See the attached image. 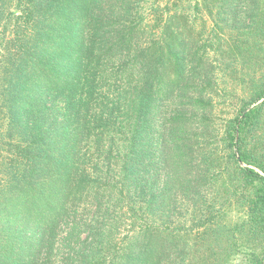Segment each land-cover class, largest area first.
Listing matches in <instances>:
<instances>
[{
  "label": "trees",
  "instance_id": "obj_1",
  "mask_svg": "<svg viewBox=\"0 0 264 264\" xmlns=\"http://www.w3.org/2000/svg\"><path fill=\"white\" fill-rule=\"evenodd\" d=\"M156 2L0 0V264H179L220 231L219 185L264 264V70L217 115L223 45ZM235 2L207 6L264 68V0Z\"/></svg>",
  "mask_w": 264,
  "mask_h": 264
},
{
  "label": "rangeland",
  "instance_id": "obj_2",
  "mask_svg": "<svg viewBox=\"0 0 264 264\" xmlns=\"http://www.w3.org/2000/svg\"><path fill=\"white\" fill-rule=\"evenodd\" d=\"M220 2L221 0H157L156 3L158 5H179L177 7L179 12L183 11L190 14V18L193 20L195 26L193 35V39L195 40L194 50L198 46L197 37L201 35V32V40L205 42L207 46L212 45L213 49H215V47L220 49L221 44L223 45L221 48L222 52H210L213 53V57L216 58L212 60L213 67H211V69L213 72L210 73L214 74V78L210 79L212 87L215 88L213 92L214 100L217 104V109L215 111L217 115L226 118L236 113L239 105L242 103V99L247 96L244 89L247 83L253 78L256 79L257 75L260 71H263L264 68H260V55L258 56L257 62L255 57H250V55L249 58L244 61L241 60L240 55L238 57L236 45H238L239 41H243L246 35L238 28H230L227 30L225 28L226 25L222 22L224 17L223 14L218 16L214 9L207 6L220 5ZM171 7L173 9V6ZM241 9L242 5H239L237 11L241 12ZM9 10L14 11V5H11ZM236 17L238 19L239 16ZM217 21L219 24L214 27L212 22L214 23ZM235 23L239 25V21L236 20ZM221 26L223 30L220 31ZM248 37L249 40H251V38L256 39L253 33L248 34ZM241 55L242 57H246L248 53L245 54L242 51ZM227 169L230 170L231 166ZM215 187L219 188L221 186ZM216 188L208 186L210 193L207 195L206 200L209 204L213 203L214 206L221 207L219 209L220 211H218V217L216 218L217 221H220V231H216L213 234H211V232L207 233L206 236H208V238L205 239V241H199L197 238V240L194 239L190 241L189 245L184 248L182 257L177 258V263L246 264L250 251L255 248L256 240L253 235H250L248 229L244 227L242 222L244 210L242 209L240 198L232 196L230 201L224 199L221 191L218 194V189ZM224 200H228L229 202H225L224 204ZM184 206L185 203H183L181 207ZM190 208L191 207H188L189 210ZM183 213L184 210L180 209L177 211L178 216L175 217L177 219L176 225L179 222L183 223L186 219V214L182 216ZM188 223L189 222H187L186 226ZM193 241H196L194 245Z\"/></svg>",
  "mask_w": 264,
  "mask_h": 264
}]
</instances>
